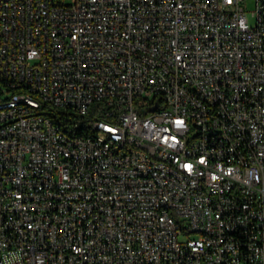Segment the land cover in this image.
<instances>
[{
    "label": "built area",
    "instance_id": "2783aa9c",
    "mask_svg": "<svg viewBox=\"0 0 264 264\" xmlns=\"http://www.w3.org/2000/svg\"><path fill=\"white\" fill-rule=\"evenodd\" d=\"M244 1L0 0V264H264Z\"/></svg>",
    "mask_w": 264,
    "mask_h": 264
},
{
    "label": "bare ground",
    "instance_id": "6f19581e",
    "mask_svg": "<svg viewBox=\"0 0 264 264\" xmlns=\"http://www.w3.org/2000/svg\"><path fill=\"white\" fill-rule=\"evenodd\" d=\"M27 107V99H10L7 103H0V111L19 110ZM83 122H75L74 132H80ZM167 128H175V121H167ZM84 132V130H82ZM63 134H70V127H63ZM254 171H262V162H253Z\"/></svg>",
    "mask_w": 264,
    "mask_h": 264
},
{
    "label": "rangeland",
    "instance_id": "374dc122",
    "mask_svg": "<svg viewBox=\"0 0 264 264\" xmlns=\"http://www.w3.org/2000/svg\"><path fill=\"white\" fill-rule=\"evenodd\" d=\"M245 7L246 14L250 23H254V16L252 15V11L255 8V0H245L243 3ZM4 87L3 84L0 82V88Z\"/></svg>",
    "mask_w": 264,
    "mask_h": 264
},
{
    "label": "trees",
    "instance_id": "16d2710c",
    "mask_svg": "<svg viewBox=\"0 0 264 264\" xmlns=\"http://www.w3.org/2000/svg\"><path fill=\"white\" fill-rule=\"evenodd\" d=\"M84 123V122H83ZM85 129V126H84V124L82 125V126H80V132H82V130H84Z\"/></svg>",
    "mask_w": 264,
    "mask_h": 264
}]
</instances>
